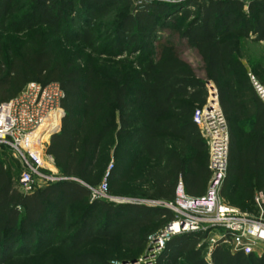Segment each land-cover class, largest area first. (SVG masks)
<instances>
[{
  "label": "trees",
  "instance_id": "trees-1",
  "mask_svg": "<svg viewBox=\"0 0 264 264\" xmlns=\"http://www.w3.org/2000/svg\"><path fill=\"white\" fill-rule=\"evenodd\" d=\"M74 1L30 0L31 11L41 25L61 34L68 20V10L75 8ZM77 1L92 7L88 19L81 21L85 27L78 34L79 40L89 47L94 45L95 29L91 26L94 20L109 14L117 5L132 3V0ZM12 2L0 0V29ZM188 2L189 9L181 3L171 4L166 0L147 1L146 5L136 7L128 14L117 29L118 40L114 48L120 52L127 48L142 50L144 55L147 54L140 65L141 87L134 91V103L142 113V124L131 134L145 156L162 164L159 173H150L156 200L174 202L181 182L187 195L203 196L211 175L209 154L202 163H189L182 149L171 140L178 139L196 152H207L206 141L193 121V114L197 107L207 102L208 80L217 84L231 133L229 176L222 191L224 199L228 200L225 189L232 176L241 179L246 172L253 175L264 172V101L253 85L251 89L246 81L238 83L233 67L238 45L237 40L230 37L253 34L255 41H264V0ZM178 8L188 23L177 26L175 21L176 39H156L155 34L164 28L165 19ZM181 42L198 53L206 79L199 77L183 57ZM36 48L19 50L4 59L0 42V59H4L0 61V102L17 96L30 82L43 85L58 82L61 85L65 91L62 103L65 116L61 129L51 136L46 147L47 155L60 170L61 179L37 185L30 193L21 192L0 159V264L9 262L25 249L30 250L34 244H41L46 237L38 231L39 226L56 236L67 232L72 222L76 230L63 239V244L74 250L94 237L117 233L125 244H129L145 234L147 231L144 230H154L155 221L161 220L166 225L174 221L175 213L163 206L136 202L113 204L107 199L91 201L92 191L86 184L90 165L98 145L112 128L108 126L99 131L94 126L99 119V107L110 98L118 109L124 110L128 105V88L125 85L96 87L83 79L81 72L61 68L54 51L46 44ZM224 77L228 80L226 83L222 82ZM244 121H251V129L241 136L238 123ZM0 147L10 150L6 145L0 144ZM78 203H84L86 209L79 219L72 221L71 209ZM206 238L207 234L203 232L171 236L158 256V263L264 264V253H234L222 245L214 246L207 259L201 245ZM93 259L92 254H85L74 258V262L87 264ZM135 259L132 256L131 260ZM123 261L129 259L124 257Z\"/></svg>",
  "mask_w": 264,
  "mask_h": 264
},
{
  "label": "rangeland",
  "instance_id": "rangeland-1",
  "mask_svg": "<svg viewBox=\"0 0 264 264\" xmlns=\"http://www.w3.org/2000/svg\"><path fill=\"white\" fill-rule=\"evenodd\" d=\"M145 1L157 2V0ZM166 1L171 4L181 3L183 6L185 5V9H189V0ZM146 2L132 0L129 6L117 5L109 14L92 21L93 25L91 26L95 29L93 47L86 46L78 38V34L85 27L81 21L88 19V11H91L92 7L80 4L77 0L74 1V10L67 12L68 20L62 28L61 34H56L40 24L32 14L30 0H13L10 12L3 19V28L0 29L4 59L19 50H35L36 46L42 47L46 44L54 51L57 64L61 68L81 72L83 79L90 84L99 88L103 86L117 88L122 85L128 88L126 96L128 105L124 110L118 109L113 102L109 101L110 98L106 100L105 105L99 107V119L94 123V126L99 131L108 126L112 128L106 133L95 151L90 165L89 180L86 182L91 191L98 188L106 177L110 165L114 164V169L109 177L108 190L109 196L113 198L108 201L113 204L126 203L127 201H156L153 196L154 180L150 173L151 171L159 173V169L162 167V164L141 152L131 134L142 124V113L134 103L136 97L134 91L141 87L140 65L147 54L144 55L142 50L127 48L120 52L114 48L118 40L117 29L122 20L136 7L141 8L146 5ZM179 10L180 8L165 19L164 28L155 34L156 39H176L175 28L188 23ZM15 21H17V25H15ZM175 21L178 22L177 26ZM230 37L235 38L238 45V51L233 61L234 72L238 75V83L242 84L246 81L249 88L252 89L254 86L252 77H254L264 86V41H255L253 34L231 35ZM180 45L183 57L193 66L199 77L206 79L203 63L198 53L188 47L185 42H181ZM3 58L0 59L1 62L4 61ZM227 81V78H222L223 83ZM213 85L219 94L218 85L215 83ZM209 86L207 83L208 93ZM124 120L128 123H125ZM250 129L251 121L238 123V131L241 136L249 133ZM171 143L182 149L185 159L189 163H202L209 154L208 150L206 153L196 152L189 146L183 145L178 139L171 140ZM0 159L12 174L15 187L22 192L18 182L23 169L20 159L14 156L11 149L8 150L5 147H0ZM49 165L50 170L46 172L61 178L60 170L53 164V161L49 162ZM225 197L228 199H225L226 202L239 208L248 217L264 220V172L257 175L246 172L244 178L241 179L232 176L225 189ZM90 199L93 200L92 194ZM85 209L84 203L74 205L71 209L72 221L79 219ZM71 223L67 232L57 233L56 236L50 230L39 226L38 231L44 234L45 240L39 245L34 244L30 250L25 249L18 253L5 264H76L74 258L85 254L94 256V259L87 264H101L107 261L113 264H159L158 256L163 251L159 239L167 236L162 234L167 227L166 222L155 221L154 230L152 228L144 230L147 231L145 234L140 235L137 240L131 241L129 244H125L121 235L117 233L109 237H94L74 250L63 244V239L71 235L74 229L76 230ZM201 245L204 246L203 256L210 259L214 246L210 245L208 237L203 240ZM256 248V254L264 253V243L259 244ZM132 256H135L136 259L131 260ZM124 257L129 259L127 263L123 261ZM180 264L188 263L181 261Z\"/></svg>",
  "mask_w": 264,
  "mask_h": 264
},
{
  "label": "built area",
  "instance_id": "built-area-1",
  "mask_svg": "<svg viewBox=\"0 0 264 264\" xmlns=\"http://www.w3.org/2000/svg\"><path fill=\"white\" fill-rule=\"evenodd\" d=\"M252 81L264 101V86L254 77ZM64 98L65 91L58 82L47 85L30 82L17 96L0 102V144L8 146L20 159L23 169L18 182L25 193L32 192L37 185L61 179L46 172L50 170L49 162L53 161L47 155L46 147L50 137L61 129L65 116ZM193 121L199 127L209 153L211 175L205 194L189 196L180 185L174 202H135L152 207L163 206L175 213V220L162 232L167 238L159 239L163 248L172 234L203 232L212 246H228L234 253H255L256 247L264 243V220L248 217L226 202L222 195L229 176L231 133L214 86H209L207 102L196 108ZM113 169L114 164H111L99 187L92 189L93 200H113L108 194ZM175 224L182 231L175 232Z\"/></svg>",
  "mask_w": 264,
  "mask_h": 264
},
{
  "label": "bare ground",
  "instance_id": "bare-ground-1",
  "mask_svg": "<svg viewBox=\"0 0 264 264\" xmlns=\"http://www.w3.org/2000/svg\"><path fill=\"white\" fill-rule=\"evenodd\" d=\"M174 230H175V232L182 231V230L180 229V226H179L178 224H175V225H174Z\"/></svg>",
  "mask_w": 264,
  "mask_h": 264
},
{
  "label": "water",
  "instance_id": "water-1",
  "mask_svg": "<svg viewBox=\"0 0 264 264\" xmlns=\"http://www.w3.org/2000/svg\"><path fill=\"white\" fill-rule=\"evenodd\" d=\"M208 83H209L211 86H214L213 83H212L210 80H208ZM127 262H128V261H127ZM127 262H125V263H127Z\"/></svg>",
  "mask_w": 264,
  "mask_h": 264
},
{
  "label": "crops",
  "instance_id": "crops-1",
  "mask_svg": "<svg viewBox=\"0 0 264 264\" xmlns=\"http://www.w3.org/2000/svg\"><path fill=\"white\" fill-rule=\"evenodd\" d=\"M201 59V58H200ZM180 185L183 187V190H184V186H183V183L181 182ZM185 192V191H184Z\"/></svg>",
  "mask_w": 264,
  "mask_h": 264
}]
</instances>
